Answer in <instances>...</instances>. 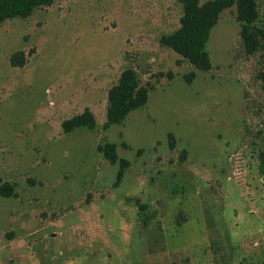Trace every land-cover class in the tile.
I'll return each instance as SVG.
<instances>
[{
  "label": "rangeland",
  "instance_id": "rangeland-1",
  "mask_svg": "<svg viewBox=\"0 0 264 264\" xmlns=\"http://www.w3.org/2000/svg\"><path fill=\"white\" fill-rule=\"evenodd\" d=\"M182 14L178 0H55L0 24V264H264V48L247 52L234 5L199 70L161 43ZM127 67L154 89L105 128ZM86 108L97 126L65 133ZM107 141L130 161L118 185Z\"/></svg>",
  "mask_w": 264,
  "mask_h": 264
},
{
  "label": "trees",
  "instance_id": "trees-1",
  "mask_svg": "<svg viewBox=\"0 0 264 264\" xmlns=\"http://www.w3.org/2000/svg\"><path fill=\"white\" fill-rule=\"evenodd\" d=\"M55 0H0V24L7 19L15 17H28L37 8L48 6ZM183 5V14L180 18V26L173 32L164 34L161 43L166 45L186 60L195 68L208 71L212 67L207 42L211 30L219 22L224 10L236 5L237 20L240 22V35L245 49L254 53L264 48V8L261 11L258 0H178ZM262 22L263 26L258 23ZM24 52L18 51L11 57L15 66L24 63ZM196 76L194 71L185 75L188 82ZM264 83V72L261 74ZM154 89L151 84H141L137 71L133 67L125 68L117 83L112 85L108 91L107 121L104 126L122 123L135 109L143 107L149 100V94ZM97 120L94 113L86 108L82 113L66 119L63 122V131L69 133L78 127L94 129ZM171 146H174V136ZM98 150L113 164L118 163L116 185L123 179L130 166L129 159L120 157L117 144L104 142L98 144ZM186 150L182 158H185ZM260 171L264 177V152L261 153ZM0 194L11 196L13 185L6 182L0 187Z\"/></svg>",
  "mask_w": 264,
  "mask_h": 264
}]
</instances>
